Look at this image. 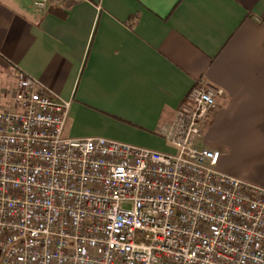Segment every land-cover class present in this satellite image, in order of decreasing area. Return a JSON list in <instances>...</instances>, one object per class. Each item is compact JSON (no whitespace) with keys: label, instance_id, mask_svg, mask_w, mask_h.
I'll return each mask as SVG.
<instances>
[{"label":"built area","instance_id":"2783aa9c","mask_svg":"<svg viewBox=\"0 0 264 264\" xmlns=\"http://www.w3.org/2000/svg\"><path fill=\"white\" fill-rule=\"evenodd\" d=\"M14 74L16 108L0 109V264H264V187L197 143L221 88L196 81L158 128L160 151L65 137L70 101Z\"/></svg>","mask_w":264,"mask_h":264},{"label":"crops","instance_id":"0c3cea01","mask_svg":"<svg viewBox=\"0 0 264 264\" xmlns=\"http://www.w3.org/2000/svg\"><path fill=\"white\" fill-rule=\"evenodd\" d=\"M22 70L70 101L66 137L160 151L192 86L223 91L197 143L217 168L264 187V0H0V109Z\"/></svg>","mask_w":264,"mask_h":264},{"label":"rangeland","instance_id":"374dc122","mask_svg":"<svg viewBox=\"0 0 264 264\" xmlns=\"http://www.w3.org/2000/svg\"><path fill=\"white\" fill-rule=\"evenodd\" d=\"M201 129H203V127H202ZM63 135L66 137V134H65V132L63 133Z\"/></svg>","mask_w":264,"mask_h":264}]
</instances>
